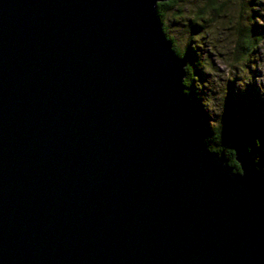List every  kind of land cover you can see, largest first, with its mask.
Here are the masks:
<instances>
[{"label": "water", "instance_id": "1", "mask_svg": "<svg viewBox=\"0 0 264 264\" xmlns=\"http://www.w3.org/2000/svg\"><path fill=\"white\" fill-rule=\"evenodd\" d=\"M168 0H0V264H264V169L195 121Z\"/></svg>", "mask_w": 264, "mask_h": 264}, {"label": "rangeland", "instance_id": "2", "mask_svg": "<svg viewBox=\"0 0 264 264\" xmlns=\"http://www.w3.org/2000/svg\"><path fill=\"white\" fill-rule=\"evenodd\" d=\"M184 0L164 18V26L176 46L185 50L190 41L196 51L204 80H198L199 113L208 124L216 125L226 114L229 95L254 100L252 113L258 118L238 117L260 132L264 149V0ZM192 21L201 26L192 32ZM258 37L249 61H235L234 51L241 34L248 30ZM259 159V157H257Z\"/></svg>", "mask_w": 264, "mask_h": 264}, {"label": "trees", "instance_id": "3", "mask_svg": "<svg viewBox=\"0 0 264 264\" xmlns=\"http://www.w3.org/2000/svg\"><path fill=\"white\" fill-rule=\"evenodd\" d=\"M184 0H168L167 2L158 3L156 9V15L158 20L162 24L163 32L166 35L168 41L172 43V47L176 54L180 58H185L186 65V77L184 79L185 92L189 97V107L193 112L195 121L204 137L205 142L208 144L209 149L213 153L224 152L229 159L230 166L235 171H239V165L234 159V152L231 148L232 142L235 138H239L245 142L253 154V157L259 168L264 169V149L260 137V132L253 130L249 125L239 123L238 117H250V115L258 118L257 113H252V107L256 105L254 100L246 101V98H235L233 94L229 95L226 101V114L223 120L216 125H210L203 119L199 113L198 107V92L197 83L198 80H204L202 76V69L199 63V58L194 50L191 42L187 45L185 50H181L176 46L174 39L168 35L167 29L163 22L165 16L171 12L180 2ZM208 7L214 9V0L208 1ZM201 26L196 22L192 21V32L198 33ZM255 31L254 29H252ZM252 30H248L245 34H241L234 51L235 61H249L253 55L256 44L258 43V37L252 33ZM260 117L257 122H259ZM259 157V159H257Z\"/></svg>", "mask_w": 264, "mask_h": 264}]
</instances>
